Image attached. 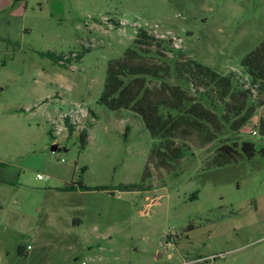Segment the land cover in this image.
I'll list each match as a JSON object with an SVG mask.
<instances>
[{
  "label": "rangeland",
  "instance_id": "1",
  "mask_svg": "<svg viewBox=\"0 0 264 264\" xmlns=\"http://www.w3.org/2000/svg\"><path fill=\"white\" fill-rule=\"evenodd\" d=\"M9 4L0 9V264H264V156L207 167L222 139L191 135L176 140L188 151L159 167L140 115L100 102L109 62L141 28L165 41L152 62L158 52L194 59L251 87L240 62L264 39V0ZM261 119L264 102L239 140L263 145ZM80 181L89 189L79 192Z\"/></svg>",
  "mask_w": 264,
  "mask_h": 264
},
{
  "label": "trees",
  "instance_id": "2",
  "mask_svg": "<svg viewBox=\"0 0 264 264\" xmlns=\"http://www.w3.org/2000/svg\"><path fill=\"white\" fill-rule=\"evenodd\" d=\"M163 44V39L141 28L123 56L109 62L100 98L111 110L129 109L140 115L151 136L157 139L151 148V161L164 168L173 163L188 151L186 145L177 144L176 140L191 135L198 136L203 145L221 137L207 167L223 166L243 158L251 160L257 154L264 156V144L256 145L237 137L238 130L264 102V39L240 62L251 80V87L240 83L233 73L221 74L194 59L170 60L166 54L158 52L161 63L152 62L149 56L155 55L151 47L160 48ZM170 50L180 54L178 49L171 47ZM41 54L56 63L65 59L50 51ZM75 57L81 59L83 54ZM171 76L177 82L171 83ZM151 81H160L159 87L155 89ZM191 87L195 88L193 93ZM255 87L259 93L257 99L252 93ZM66 123L72 134L74 127L68 117ZM258 129L264 135V119L260 120ZM79 137L85 147L88 130L82 129ZM77 186L89 189L81 181Z\"/></svg>",
  "mask_w": 264,
  "mask_h": 264
},
{
  "label": "crops",
  "instance_id": "3",
  "mask_svg": "<svg viewBox=\"0 0 264 264\" xmlns=\"http://www.w3.org/2000/svg\"><path fill=\"white\" fill-rule=\"evenodd\" d=\"M10 1L11 0H6V2H8L7 4H4V3H6L5 1H1L0 0V9H5V8H7L10 4ZM79 192H83V191H85V190H78Z\"/></svg>",
  "mask_w": 264,
  "mask_h": 264
},
{
  "label": "built area",
  "instance_id": "4",
  "mask_svg": "<svg viewBox=\"0 0 264 264\" xmlns=\"http://www.w3.org/2000/svg\"><path fill=\"white\" fill-rule=\"evenodd\" d=\"M249 133H250V135H252V136H256V135H257V131H256V129H250V130H249ZM39 177L41 178L42 176L39 175ZM84 264H85V262H84ZM181 264H187V263H186V262H183V263H181Z\"/></svg>",
  "mask_w": 264,
  "mask_h": 264
},
{
  "label": "water",
  "instance_id": "5",
  "mask_svg": "<svg viewBox=\"0 0 264 264\" xmlns=\"http://www.w3.org/2000/svg\"><path fill=\"white\" fill-rule=\"evenodd\" d=\"M57 148H58V145L56 143L53 144L52 147H51L52 151H55Z\"/></svg>",
  "mask_w": 264,
  "mask_h": 264
}]
</instances>
